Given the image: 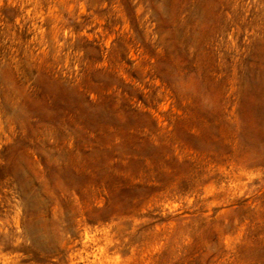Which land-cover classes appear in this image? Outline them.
<instances>
[{"label":"rangeland","instance_id":"rangeland-1","mask_svg":"<svg viewBox=\"0 0 264 264\" xmlns=\"http://www.w3.org/2000/svg\"><path fill=\"white\" fill-rule=\"evenodd\" d=\"M0 264H264V0H0Z\"/></svg>","mask_w":264,"mask_h":264}]
</instances>
